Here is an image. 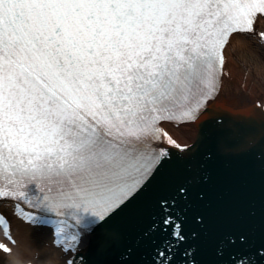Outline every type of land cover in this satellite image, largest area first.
<instances>
[{
  "label": "snow or ice",
  "instance_id": "snow-or-ice-1",
  "mask_svg": "<svg viewBox=\"0 0 264 264\" xmlns=\"http://www.w3.org/2000/svg\"><path fill=\"white\" fill-rule=\"evenodd\" d=\"M238 39L264 45V0H0V206L66 264H264V104L204 136Z\"/></svg>",
  "mask_w": 264,
  "mask_h": 264
},
{
  "label": "bare ground",
  "instance_id": "bare-ground-1",
  "mask_svg": "<svg viewBox=\"0 0 264 264\" xmlns=\"http://www.w3.org/2000/svg\"><path fill=\"white\" fill-rule=\"evenodd\" d=\"M225 70L228 74L217 103L224 101L234 111L264 104V45L240 39L233 41ZM171 131L182 144L196 142L198 138L194 125L174 127ZM0 211L11 221V237L8 234L6 240L2 238L4 231L0 228V241L5 240L13 249L11 254L0 251V264H66L67 257L54 243L50 228L16 220L13 207L0 206Z\"/></svg>",
  "mask_w": 264,
  "mask_h": 264
},
{
  "label": "water",
  "instance_id": "water-1",
  "mask_svg": "<svg viewBox=\"0 0 264 264\" xmlns=\"http://www.w3.org/2000/svg\"><path fill=\"white\" fill-rule=\"evenodd\" d=\"M218 105H222L223 107H219L215 114L219 115L220 120L224 122L216 123L213 121L204 128V135L207 138V144L210 146H217L222 142L231 141L235 139L237 131L244 130L242 122L236 118V115H233L234 112L227 110V108H230L227 103L220 101ZM248 108L249 107H247L244 112H246ZM204 146L205 145L202 144L198 150L202 151ZM167 194H169L168 189L161 187L160 195ZM157 213L158 209L153 206H147L139 216L126 221L124 227L129 238L135 240L137 237L147 233L152 228ZM112 259L115 264H119V253H114Z\"/></svg>",
  "mask_w": 264,
  "mask_h": 264
},
{
  "label": "rangeland",
  "instance_id": "rangeland-1",
  "mask_svg": "<svg viewBox=\"0 0 264 264\" xmlns=\"http://www.w3.org/2000/svg\"><path fill=\"white\" fill-rule=\"evenodd\" d=\"M30 258V257H29ZM25 259H28V257H26Z\"/></svg>",
  "mask_w": 264,
  "mask_h": 264
}]
</instances>
